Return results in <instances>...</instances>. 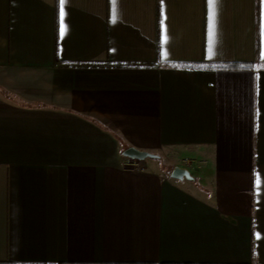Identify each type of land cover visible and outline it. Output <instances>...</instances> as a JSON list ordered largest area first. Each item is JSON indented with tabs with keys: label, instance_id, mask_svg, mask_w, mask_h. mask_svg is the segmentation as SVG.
Returning <instances> with one entry per match:
<instances>
[{
	"label": "crops",
	"instance_id": "crops-1",
	"mask_svg": "<svg viewBox=\"0 0 264 264\" xmlns=\"http://www.w3.org/2000/svg\"><path fill=\"white\" fill-rule=\"evenodd\" d=\"M0 264H264V0H0Z\"/></svg>",
	"mask_w": 264,
	"mask_h": 264
},
{
	"label": "water",
	"instance_id": "water-1",
	"mask_svg": "<svg viewBox=\"0 0 264 264\" xmlns=\"http://www.w3.org/2000/svg\"><path fill=\"white\" fill-rule=\"evenodd\" d=\"M124 158L131 161L145 162L147 160H158L159 157L136 151L134 149H129L124 153ZM171 179L177 182H194L195 179L191 176L190 172L184 169L175 168L171 173Z\"/></svg>",
	"mask_w": 264,
	"mask_h": 264
},
{
	"label": "rangeland",
	"instance_id": "rangeland-1",
	"mask_svg": "<svg viewBox=\"0 0 264 264\" xmlns=\"http://www.w3.org/2000/svg\"><path fill=\"white\" fill-rule=\"evenodd\" d=\"M194 159L188 157V155L183 158L179 163H178V167L176 168H180V169H184L190 172L192 177H199V169H200V164L199 161H192ZM151 162H154L156 164H158L161 167V170L168 173L170 171V168L163 162H161L160 160H149Z\"/></svg>",
	"mask_w": 264,
	"mask_h": 264
},
{
	"label": "trees",
	"instance_id": "trees-1",
	"mask_svg": "<svg viewBox=\"0 0 264 264\" xmlns=\"http://www.w3.org/2000/svg\"><path fill=\"white\" fill-rule=\"evenodd\" d=\"M220 70H228V71H242V70H251V66H242V65H230V66H221Z\"/></svg>",
	"mask_w": 264,
	"mask_h": 264
},
{
	"label": "snow or ice",
	"instance_id": "snow-or-ice-1",
	"mask_svg": "<svg viewBox=\"0 0 264 264\" xmlns=\"http://www.w3.org/2000/svg\"><path fill=\"white\" fill-rule=\"evenodd\" d=\"M63 15H64V13L61 12V23H62V27H61V35H63V33H64V27H63ZM209 54H211V48L209 49ZM257 183H259V181H257Z\"/></svg>",
	"mask_w": 264,
	"mask_h": 264
}]
</instances>
